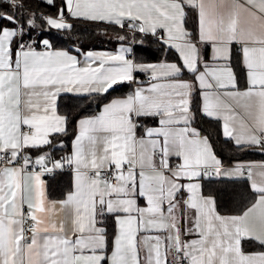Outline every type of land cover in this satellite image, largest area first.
Masks as SVG:
<instances>
[{
    "label": "snow or ice",
    "instance_id": "obj_1",
    "mask_svg": "<svg viewBox=\"0 0 264 264\" xmlns=\"http://www.w3.org/2000/svg\"><path fill=\"white\" fill-rule=\"evenodd\" d=\"M44 3L56 7V0ZM0 5L8 6L0 7V264H264V171L258 182L251 165L225 167L193 126L192 110L199 92L202 113L223 119L224 137L240 150L264 151V0H62L55 16L43 17L25 0ZM191 10L195 33L187 28ZM70 18L151 35L178 62L135 63L124 47L87 51L81 61L26 36L37 19L71 31ZM136 72L149 73L151 83L81 118L71 154L55 159L53 150L65 147L57 134L68 125L57 111L59 95L103 96L136 83ZM143 117H158V126H144ZM26 149L47 151L33 159ZM65 168L72 186L64 199L49 201L42 177ZM245 176L252 198L238 214L220 215L200 181ZM245 239L262 250L245 254Z\"/></svg>",
    "mask_w": 264,
    "mask_h": 264
},
{
    "label": "trees",
    "instance_id": "obj_2",
    "mask_svg": "<svg viewBox=\"0 0 264 264\" xmlns=\"http://www.w3.org/2000/svg\"><path fill=\"white\" fill-rule=\"evenodd\" d=\"M61 3L62 0H56V7H53L41 0H25L27 9L35 12L37 17L55 16ZM0 7L7 8L8 6L0 5ZM22 15L28 16L29 12L26 10ZM69 22L73 24V28L71 31H65L50 29L41 19H37L38 27L29 30L26 36L31 35L32 40L37 41L47 39L52 44L54 50H66L77 53L76 49L79 48L81 50L80 53H77L79 56L90 50H115L118 45L126 44L132 50L129 57L135 63L178 62L174 51L172 53L162 51L156 39L150 35L141 36L136 33L131 35L126 30L120 29L115 25L100 22H89L81 19L74 20L71 18ZM187 28L193 33L196 32V15L194 10L190 12ZM120 35H125L128 38L121 41L118 39ZM133 36H135V39ZM140 40L143 43H140ZM33 46L35 47V45ZM233 63L236 66L235 70L237 71L240 86H243L245 77L238 50L235 51ZM183 77L189 78L188 75H184ZM142 78L143 76L139 74L135 76V79L142 80ZM131 92V86L125 85L113 87L103 96H98L97 94L88 96H59L57 111L58 114L68 117V125L66 133L57 134V139L55 140V143L59 144L62 142L65 147L63 149H54L52 152L53 157L59 159L61 156H68L70 154L73 136L76 133V123L79 119L96 115L101 106L111 99L128 95ZM192 110L195 113L193 126L198 128L202 135L209 137L218 158L222 160L224 166L248 161H264V151H261L259 148L245 147L243 150H240L231 140L223 137L219 122L208 118L202 113L198 93H194L193 95ZM141 123L148 127L155 125L156 120L145 118L141 120ZM45 151L47 149H32L31 154L33 156L44 154ZM70 178L69 173L64 171H60L53 175V177L48 178L50 182L46 190L47 197L56 200L62 199L71 188L72 181ZM201 185L204 195H212L216 198L217 211L220 215L229 216L238 214L247 201L252 198L249 182L244 178L231 180L219 178L204 179ZM108 231L109 233L115 231L113 221L109 222ZM241 249L248 252L262 250L255 241L250 240L242 241Z\"/></svg>",
    "mask_w": 264,
    "mask_h": 264
},
{
    "label": "crops",
    "instance_id": "obj_3",
    "mask_svg": "<svg viewBox=\"0 0 264 264\" xmlns=\"http://www.w3.org/2000/svg\"><path fill=\"white\" fill-rule=\"evenodd\" d=\"M41 1H43L44 2V0H41ZM194 12H195V10H194ZM195 15H196V12H195ZM81 20H83V19H81ZM85 21H88V20H85ZM89 22H94V21H89ZM100 23H103V22H100ZM106 24V23H105ZM196 30H197V21H196ZM136 34H139V35H144V34H140V33H136ZM151 36V35H150ZM121 47H124V48H130L129 46H127L126 44H120V45H118L117 46V48L115 49V50H90V51H95V52H108V53H110V54H117L118 52H119V49L121 48ZM238 48H239V46L237 45V46H235V49L236 50H238ZM37 50H43V45H41V47L40 48H38ZM66 51V50H65ZM174 51V50H173ZM70 54H73V55H77V53H75V52H70ZM126 55L128 56V58L129 59H131L130 57H129V55L126 53ZM177 55V54H176ZM78 56V59H80L81 61H83V53L79 56V55H77ZM207 56H208V58H209V60H210V57H211V50L210 49H208L207 50ZM178 59V58H177ZM162 62V61H161ZM161 62H153V63H143V64H159V63H161ZM170 63H172V62H170ZM137 74H139V75H141V76H143V78H142V80H139V79H135L136 80V83H134V84H128V83H123V84H119V85H115L114 86V88H116V87H122V86H125V85H130L131 86V88H132V92L135 90V88L139 85V86H144V87H147L150 83H151V80H150V74L149 73H145V72H136V73H134V76H136ZM183 79H188V78H185V77H183ZM161 82H168V81H166V80H162ZM241 88H243V86H241ZM131 92V93H132ZM198 94H199V92H197ZM92 94H95V93H75V92H73V93H61L59 96H61V95H70V96H88V95H92ZM127 95H125V96H122V97H115V98H123V97H126ZM199 98H200V106H201V111H202V106H203V97H202V95L201 94H199ZM114 99V98H113ZM57 100H58V98H57ZM112 100V99H111ZM110 100V101H111ZM108 103V102H107ZM106 104V103H105ZM102 107H103V105L101 106V108H100V110H102ZM99 110V111H100ZM98 114V113H97ZM206 116V115H205ZM145 118H152V119H154V120H156V124L155 125H152V126H148V127H156V126H158V123H157V121H158V117H143V118H141V120L142 119H145ZM208 118H211V117H208ZM211 119H214V120H216V121H218L219 122V124H220V126H221V131H222V135H223V123H224V121H223V119L222 118H220V119H217V118H211ZM80 120V119H79ZM78 134V121H77V123H76V133H75V136ZM75 136H73L74 138H75ZM224 137V136H223ZM74 138H73V140H74ZM224 138H226V137H224ZM226 139H229V138H226ZM229 140H231V139H229ZM232 141V140H231ZM233 143H234V141H232ZM72 143H73V141H72ZM235 144V143H234ZM57 145H58V143H57ZM251 148H255V149H257L256 147H251ZM31 150L32 149H26L25 151L30 155V156H32V158L33 159H35V158H37L38 157V155H41V154H38V155H32L31 154ZM259 150V149H258ZM260 151V150H259ZM71 152H72V145H71V150H70V154H71ZM69 154V155H70ZM172 160H173V162H175L176 161V158L175 157H173L172 158ZM237 164V163H236ZM236 164H234V165H230V166H225V167H234ZM241 164H244V165H251V166H253V170H254V178L259 182L260 180H261V176L259 175V173L260 172H262V171H264V169H262L260 166L261 165H264V161H251V162H243V163H241ZM61 170H58V171H56L55 172V174H57L58 172H60ZM67 172V173H69V175H70V179H71V181H72V183H73V172L72 171H70V170H68L67 168H65V170H62L61 172ZM214 178H216V177H214ZM244 179H247V177L245 176V177H243ZM207 179V178H206ZM219 179H228V178H219ZM233 179H240V178H233ZM42 180L44 181V183H45V191L47 190V186H48V184H49V179L47 178V177H42ZM204 180V179H203ZM228 180H231V179H228ZM248 180V179H247ZM200 182H202V181H200ZM248 182H249V186L251 185V181L250 180H248ZM72 186V185H71ZM183 198L184 199H187V197H188V193L185 191V192H183ZM46 196H47V192H46ZM66 196V195H65ZM65 196L62 198V199H64L65 198ZM47 199L49 200V201H59V200H56V199H50V198H48L47 197ZM62 199H60V200H62ZM138 203L140 204V206L141 207H145L146 206V201H143V200H140V201H138ZM58 207V206H57ZM177 215L179 216L180 215V211L178 210L177 211ZM192 215V213L191 212H189V216H191ZM224 216V215H223ZM63 218V213H60L59 215H57V216H55L54 217V219H55V221L57 222V223H59L60 222V220ZM114 222V221H113ZM114 227H115V223H114ZM153 234H155V235H160L161 237H164L165 235H166V233H164V232H155V233H153ZM144 235V233H141V236H143ZM193 238H196V237H189V236H184L183 237V239H193ZM245 240H247V239H245ZM242 241H244V240H242ZM242 241H241V244H242ZM243 251V250H242ZM245 254H248V253H253V252H258V251H253V252H248V251H243ZM142 255V257H143V253L141 254Z\"/></svg>",
    "mask_w": 264,
    "mask_h": 264
},
{
    "label": "built area",
    "instance_id": "obj_4",
    "mask_svg": "<svg viewBox=\"0 0 264 264\" xmlns=\"http://www.w3.org/2000/svg\"><path fill=\"white\" fill-rule=\"evenodd\" d=\"M131 35H134L133 33H131V32H129ZM53 175H55V173L54 174H51V175H49V174H45L43 177H47V178H51V177H53ZM206 179V178H205ZM113 183H115V181H113Z\"/></svg>",
    "mask_w": 264,
    "mask_h": 264
},
{
    "label": "rangeland",
    "instance_id": "obj_5",
    "mask_svg": "<svg viewBox=\"0 0 264 264\" xmlns=\"http://www.w3.org/2000/svg\"><path fill=\"white\" fill-rule=\"evenodd\" d=\"M57 144V143H56Z\"/></svg>",
    "mask_w": 264,
    "mask_h": 264
}]
</instances>
